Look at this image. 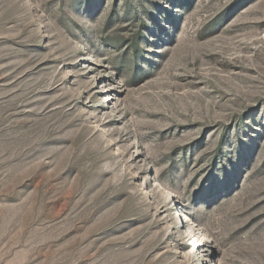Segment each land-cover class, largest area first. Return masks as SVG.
Masks as SVG:
<instances>
[{
  "label": "rangeland",
  "instance_id": "1",
  "mask_svg": "<svg viewBox=\"0 0 264 264\" xmlns=\"http://www.w3.org/2000/svg\"><path fill=\"white\" fill-rule=\"evenodd\" d=\"M0 264H264V0H0Z\"/></svg>",
  "mask_w": 264,
  "mask_h": 264
}]
</instances>
